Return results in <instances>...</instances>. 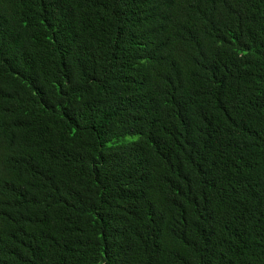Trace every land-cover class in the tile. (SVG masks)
Masks as SVG:
<instances>
[{"label": "trees", "instance_id": "trees-1", "mask_svg": "<svg viewBox=\"0 0 264 264\" xmlns=\"http://www.w3.org/2000/svg\"><path fill=\"white\" fill-rule=\"evenodd\" d=\"M0 264H264V0H0Z\"/></svg>", "mask_w": 264, "mask_h": 264}]
</instances>
